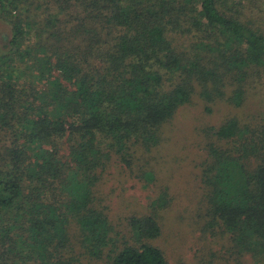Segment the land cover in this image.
<instances>
[{
	"label": "trees",
	"instance_id": "obj_1",
	"mask_svg": "<svg viewBox=\"0 0 264 264\" xmlns=\"http://www.w3.org/2000/svg\"><path fill=\"white\" fill-rule=\"evenodd\" d=\"M263 76L264 0H0V264H171L170 188L125 231L107 184L201 103L196 224L264 264Z\"/></svg>",
	"mask_w": 264,
	"mask_h": 264
},
{
	"label": "rangeland",
	"instance_id": "obj_2",
	"mask_svg": "<svg viewBox=\"0 0 264 264\" xmlns=\"http://www.w3.org/2000/svg\"><path fill=\"white\" fill-rule=\"evenodd\" d=\"M259 91H264L263 85L251 92L256 100L255 94ZM202 104L180 112L171 129L166 131L167 141L156 154L157 160L154 162L157 182L122 175L117 170L113 172L106 190L109 194L110 215L118 230L126 231V217L132 213L146 212L150 203L161 195V190L168 187L174 203L162 211L164 232L155 243L167 252L170 263L237 264L235 257H230L229 242L220 240L219 235L215 238L204 227L205 221L196 224L203 196L196 177L201 168L196 165L205 159L203 147L198 146V141L202 142L204 137L196 131L204 125ZM215 117L211 118V125L215 120L218 121L214 120ZM245 259V263L250 264V256Z\"/></svg>",
	"mask_w": 264,
	"mask_h": 264
}]
</instances>
